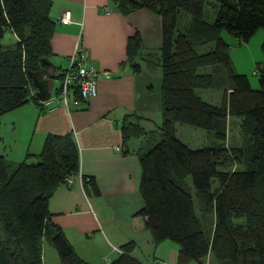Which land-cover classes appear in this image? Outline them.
<instances>
[{"label":"trees","instance_id":"1","mask_svg":"<svg viewBox=\"0 0 264 264\" xmlns=\"http://www.w3.org/2000/svg\"><path fill=\"white\" fill-rule=\"evenodd\" d=\"M113 1L123 13L147 8L161 17L160 137L139 155L143 206L135 215L143 218L154 245L164 240L178 245L172 264H206L208 256L216 264H264V39L263 60L254 71L259 86L253 88L247 74L235 71L230 45L221 35L226 30L246 42L264 30V0ZM211 1L216 14L208 21L203 15ZM51 4L0 0V117L29 101L39 104L30 74L49 68ZM181 11L191 16L183 30L177 28ZM6 31L15 38L7 46L2 43ZM204 46L208 49L199 53ZM138 48L135 36L127 46L134 72L140 70L134 61ZM207 66L209 71H200ZM201 88L220 89L219 104L203 100L196 92ZM229 116L239 118L238 145L224 143ZM175 123L203 128L221 143L191 148L176 136ZM123 131L126 138L143 132L132 123ZM78 173L71 134H48L38 153L27 152L16 163L0 154V264H43L45 240L60 264H92L49 221V197ZM134 244L123 243L109 264H144L131 255Z\"/></svg>","mask_w":264,"mask_h":264},{"label":"crops","instance_id":"2","mask_svg":"<svg viewBox=\"0 0 264 264\" xmlns=\"http://www.w3.org/2000/svg\"><path fill=\"white\" fill-rule=\"evenodd\" d=\"M51 2L50 16L55 25L49 61L54 66L49 65L43 76L50 78L48 98L55 105L48 109L37 98L39 104L29 101L3 114L0 154L14 162L8 156L15 155L13 148L18 142L16 155L22 160L27 152L38 153L39 149L32 152L31 146L42 147L48 134H71L78 148L79 173L49 197V221L62 230L75 252L89 263L109 264L128 241L135 243L131 255L141 261L135 254L136 235L142 232L149 244L153 242L143 218L135 215L143 206L138 189L139 155L152 141V134L145 139L148 132L142 123L149 122L152 108L157 105L161 117V70L150 60L159 51L161 17L147 8L123 13L113 0ZM66 10L70 12L69 21H62ZM190 21L191 17L181 22L179 13L177 28L183 30ZM135 36L139 37L134 57L140 68L137 72L128 61L127 50L129 40ZM76 45L87 50L89 64L98 71L97 94L83 99L71 90L67 104H63L59 95L61 78L56 75L67 67ZM128 123L138 125L143 132L126 138L123 126ZM155 246L154 250L158 245ZM174 251L170 253L171 262L177 250ZM210 260L213 259L208 256L206 262Z\"/></svg>","mask_w":264,"mask_h":264},{"label":"rangeland","instance_id":"3","mask_svg":"<svg viewBox=\"0 0 264 264\" xmlns=\"http://www.w3.org/2000/svg\"><path fill=\"white\" fill-rule=\"evenodd\" d=\"M214 1H211L209 4L205 6L204 9V19L208 21H212L216 14V8L212 5ZM191 16L184 12H180V18L182 21H188ZM260 33H264L263 28H259L258 31L246 42H240L234 35L230 34L226 30L221 31V35L225 42H227L230 45V57L232 60V65L236 72L238 73H244L248 75V78L250 80L251 86L253 88H258V75L254 74V71L256 69L257 62H260L263 60V53L261 50V44L264 39V35L261 37ZM15 42L14 36L6 31L2 43L3 45H11ZM208 49V47H202L198 49L199 53L205 52ZM152 58V59H151ZM150 60L153 62H156L157 56L152 55ZM143 63V60L141 61ZM152 67V66H150ZM158 68V67H156ZM210 70V67H204L200 71L201 72H207ZM56 85L59 83L58 79H55ZM256 85V86H255ZM56 88V87H55ZM196 92L201 96V98L211 104H219L221 100V90L218 88H201L196 89ZM158 105L156 107L152 108V112L150 113V120L148 123H142L145 127V130L148 133L145 136V139L148 140L150 134H152V139H154V136L156 139L160 137V133H158V126L161 123V117L158 113ZM175 134L176 136L184 143L188 144L191 148H198L203 145H214L221 143L220 140H217L214 138L212 132H207L205 129L200 127H194L187 124H180L175 123ZM242 138L240 135L239 130V118L236 116H229L228 118V132H227V139L224 141L225 145H238L240 144ZM18 145L17 142L15 147L13 148V151L15 152V155H9L8 157L14 161L18 162L22 157L19 155H16L18 152ZM40 147H34L31 146L30 150L33 152V150L40 151ZM37 152V151H36ZM186 182L191 186V179L190 177H186ZM192 187V186H191ZM196 212H198L197 207H195ZM148 235H150L149 231L146 230ZM137 240V248L135 251V254L140 258L141 261L148 263V264H155L156 262H162V264H172L170 260V253L175 252L174 250L178 249V245L172 241V240H164L161 243L158 244L157 249L154 244H149L147 242V237L144 233H139L136 235ZM149 240V239H148ZM152 241V240H150ZM152 243V242H150ZM152 245V246H151ZM43 248V257H42V263L43 264H60L59 257L57 255L56 250L53 248V246L45 240L42 245ZM177 248V249H176ZM159 258L160 260H155L153 258ZM155 260V261H153ZM190 264H197L194 261H191ZM206 264H216L214 260L207 261Z\"/></svg>","mask_w":264,"mask_h":264},{"label":"built area","instance_id":"4","mask_svg":"<svg viewBox=\"0 0 264 264\" xmlns=\"http://www.w3.org/2000/svg\"><path fill=\"white\" fill-rule=\"evenodd\" d=\"M69 15L68 10L64 11L61 20L69 21ZM97 78L98 71L89 64L87 50L76 45L68 57L67 67L62 72L59 86L61 103L67 104L69 93L74 89L78 90L79 96L83 99L94 97L97 94ZM31 93L36 97L34 91ZM43 102L48 109L55 105L51 97ZM71 177L67 179V183L71 182Z\"/></svg>","mask_w":264,"mask_h":264},{"label":"water","instance_id":"5","mask_svg":"<svg viewBox=\"0 0 264 264\" xmlns=\"http://www.w3.org/2000/svg\"><path fill=\"white\" fill-rule=\"evenodd\" d=\"M45 61L53 68L54 65L51 61L49 60H45ZM44 74H47V70L42 69V68L30 74V77L33 79L35 87L37 88L35 95L38 99L43 100V101L46 100L50 96V91H49L50 78L48 77L45 78L43 76ZM155 264H161V263L156 262Z\"/></svg>","mask_w":264,"mask_h":264}]
</instances>
